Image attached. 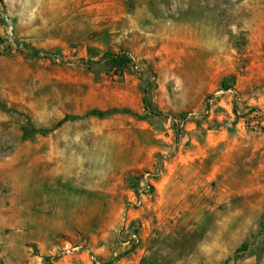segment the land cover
<instances>
[{
    "label": "rangeland",
    "instance_id": "1",
    "mask_svg": "<svg viewBox=\"0 0 264 264\" xmlns=\"http://www.w3.org/2000/svg\"><path fill=\"white\" fill-rule=\"evenodd\" d=\"M0 264H264V0H0Z\"/></svg>",
    "mask_w": 264,
    "mask_h": 264
},
{
    "label": "trees",
    "instance_id": "2",
    "mask_svg": "<svg viewBox=\"0 0 264 264\" xmlns=\"http://www.w3.org/2000/svg\"><path fill=\"white\" fill-rule=\"evenodd\" d=\"M36 57H41V53L37 50V49H35L34 47H32V46H30V45H25ZM230 80H231V82H234L235 81V78L234 77H231L230 78ZM227 81L228 80H224L223 82H222V86H223V88H225V89H227L228 88V86H227ZM116 111L115 110H113V111H110L109 113L111 114V113H115ZM90 114H99L98 112H96V111H94V112H92V113H89L88 115H90ZM72 118H77V117H74V116H69V117H67L65 120H68V119H72ZM65 120H63V121H65ZM147 182V185L149 186V187H151V188H153L152 187V185H151V183H150V181L149 180H147L146 181Z\"/></svg>",
    "mask_w": 264,
    "mask_h": 264
}]
</instances>
